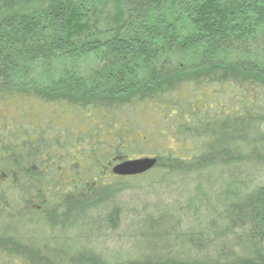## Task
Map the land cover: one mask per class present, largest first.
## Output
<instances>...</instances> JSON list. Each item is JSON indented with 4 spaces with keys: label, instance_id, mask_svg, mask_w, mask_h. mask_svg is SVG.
Returning a JSON list of instances; mask_svg holds the SVG:
<instances>
[{
    "label": "trees",
    "instance_id": "1",
    "mask_svg": "<svg viewBox=\"0 0 264 264\" xmlns=\"http://www.w3.org/2000/svg\"><path fill=\"white\" fill-rule=\"evenodd\" d=\"M154 118L178 152L130 157L138 139L122 123ZM142 158L157 164L114 174ZM147 176L161 187L194 178L204 221L181 230L172 213L151 215L132 241L143 253L107 259L90 240L118 229L115 197ZM57 257L264 264V0H0V264Z\"/></svg>",
    "mask_w": 264,
    "mask_h": 264
},
{
    "label": "rangeland",
    "instance_id": "2",
    "mask_svg": "<svg viewBox=\"0 0 264 264\" xmlns=\"http://www.w3.org/2000/svg\"><path fill=\"white\" fill-rule=\"evenodd\" d=\"M93 62L89 59L84 60L80 63L78 70L83 76L88 75L90 69H92ZM63 66L56 64L53 68V75L55 78H58L61 75ZM36 79H40L41 82L50 81L47 78L46 70L41 68L36 71ZM199 107L206 108L204 103L200 100L197 101ZM26 109L32 110L30 115H33L35 112V117L38 112L35 109V105L30 102ZM44 112L47 111L46 107H42ZM84 114L80 115L83 116ZM151 117L154 113H150ZM32 121V119H30ZM145 120V119H144ZM95 122V121H94ZM160 119H150L148 122L141 121V124H135L134 126L128 124L127 121L122 123L123 134L122 137H125L126 141L129 143L136 141L137 147H131V154L138 157H151L155 151H162V153L169 152L173 155H176V148L174 147L173 151H170L169 148L174 146L172 143L167 142L165 137L161 135L160 127L158 126ZM126 129V131H125ZM107 133L108 136L106 139H111L113 133L109 130H105L104 134ZM154 133H157L154 135ZM255 182L249 183V186L254 184L263 183L262 175L260 178H255ZM194 178H179L174 180L173 184H168L166 186H157L152 183V176H147L144 179L131 180V187L126 192H121L115 197V203L121 207V216L119 227L117 230H102L101 234L95 239L90 240L89 244H92L95 248L101 251V254L110 260H115L117 258L131 259L137 257V254L143 253L144 243L132 246V241L135 238L140 237L147 230L148 224L143 223V220H149L151 215H153L154 220H156L164 211L172 213L176 218L182 221L181 230H186L189 227H193L196 223H202V208L199 205L197 198L195 197L196 187L192 184ZM127 181V180H126ZM123 181V182H126ZM130 181V180H129ZM128 181V182H129ZM122 182V181H121ZM139 185V186H138ZM149 216V217H148ZM175 218V219H176ZM206 223V221H205ZM171 224L168 226L170 227ZM132 247L134 251L132 252ZM169 248V246H167ZM212 247V246H211ZM207 249L210 254H214V248ZM166 250V249H165ZM172 255H185V256H194L195 252L190 251L187 247H177L172 246L169 249ZM216 250V248H215ZM53 264H68V259H63L57 257L55 260H52Z\"/></svg>",
    "mask_w": 264,
    "mask_h": 264
},
{
    "label": "water",
    "instance_id": "3",
    "mask_svg": "<svg viewBox=\"0 0 264 264\" xmlns=\"http://www.w3.org/2000/svg\"><path fill=\"white\" fill-rule=\"evenodd\" d=\"M156 164V158L128 160L115 166L113 172L122 177L139 176L152 170Z\"/></svg>",
    "mask_w": 264,
    "mask_h": 264
}]
</instances>
